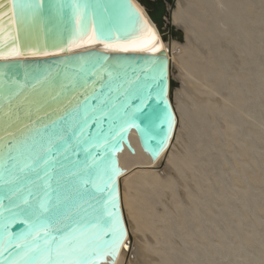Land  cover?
<instances>
[{"label": "snow or ice", "instance_id": "1", "mask_svg": "<svg viewBox=\"0 0 264 264\" xmlns=\"http://www.w3.org/2000/svg\"><path fill=\"white\" fill-rule=\"evenodd\" d=\"M120 11L112 20L94 0H0V264H104L130 249L115 153L135 127L159 156L176 114L163 61L112 55L164 48L140 4Z\"/></svg>", "mask_w": 264, "mask_h": 264}, {"label": "bare ground", "instance_id": "2", "mask_svg": "<svg viewBox=\"0 0 264 264\" xmlns=\"http://www.w3.org/2000/svg\"><path fill=\"white\" fill-rule=\"evenodd\" d=\"M163 1L156 2L154 11ZM165 1L167 12L159 28L152 18L154 11L150 13L141 0H135L159 32L168 53L170 99L177 120L175 133L169 147L155 161L143 151L134 130L130 141L135 154L126 148L119 154L124 170L119 180L128 230L125 243H130L131 249L127 251L122 247L113 264L159 262L157 260L163 256L159 258L157 251L161 241L164 242L161 231L166 225L179 241L177 247L165 238L168 256L163 261L167 264H264V0ZM213 27L220 35L212 40L208 34ZM217 87L224 94L220 93L223 95L220 106L216 104ZM212 107L224 121L220 125H224L223 132L229 134L227 139L230 137L237 143L245 155L243 159L236 152L232 163L229 158L230 161L222 159L223 170L227 169L232 176L228 181L223 178L226 170L220 169L222 163L217 161L212 166L205 163L213 172L212 181L204 175L209 170L203 172L198 163L202 127ZM211 144L216 151L217 142ZM214 155L216 153L212 158ZM241 161L247 167L258 168V177L247 179L239 166ZM176 183L178 189L186 192L180 196L188 200L186 216L191 217L184 221V214L181 223L179 218L178 221L173 218L174 223L179 224L172 226L168 224L170 220H166L171 216L166 207L174 203L171 192ZM193 186L196 193L191 190ZM156 190L157 194L161 193L160 200L155 197ZM237 202L243 206L242 211ZM248 213L255 218L254 222L248 219ZM181 215L183 213L180 214L182 219ZM177 249L180 255L175 253Z\"/></svg>", "mask_w": 264, "mask_h": 264}, {"label": "rangeland", "instance_id": "3", "mask_svg": "<svg viewBox=\"0 0 264 264\" xmlns=\"http://www.w3.org/2000/svg\"><path fill=\"white\" fill-rule=\"evenodd\" d=\"M157 1H159V0H141V2L144 3L146 9H148V10L150 11V13H152V12L155 10V5H156V2H157ZM145 2L148 3V4L150 5V7L146 6ZM164 3H166L165 0L163 1V4H164ZM205 29H206V28H205ZM209 29H211V28H209ZM213 29H214V27L212 28V32H211V34H210V33H209L210 35L208 34L209 38L211 37L212 40H213V38H215V37H217V36L220 35V32H219V31H217L216 29H214V31H213ZM216 34H217V35H216ZM166 39H167V38H166ZM216 70H217V72H219L218 69H216ZM217 88H218L219 91H218V90H216L217 92L215 91L216 94L218 95V101L216 102V104L220 106V105H222V99H223V95H224V94H223V92H221L222 89H221L220 87H217ZM220 93L223 94V95H221ZM216 104H215V105H216ZM217 105H216V106H217ZM211 109H212V112H211L210 114H208L207 121L205 122V124H203V127H202L203 130H204V134H203V136H202L203 138H201V139H202L203 141H202V140H201V141L199 140V141H200V143H199V146H200V150H199V151H200V152H199V153H200L201 155H200V154L198 155V163H199V166H200V168L203 170V172H205L206 170H209V173L206 171V172L204 173V175H205L207 178L209 177L208 179H209V180L211 179L210 181H212V177H213L212 175H213V172H212V170H210L211 167H209V166H212L213 163L215 164L217 161L220 162V163H222V161H223L222 159H224V158H227V159L229 158V159H231L232 161H230L229 159H228V160L232 163V162L235 161L234 159H235V157L237 156V153L240 154V155L242 156L243 159H245V157H244L245 155L241 152V150H240V146L237 145V143H235L234 141H232L230 137H228V139H227V136H229V134L223 132L224 125L222 126V125H220V124H222V123L224 124V121H222L223 119H222L221 115L218 113L217 110H213V107H212ZM212 116H213V117H212ZM214 118H215L216 120H213ZM210 119H211V120H210ZM213 121H214V122H213ZM215 122H216L217 125H216V124H213V123H215ZM210 123H211V124H210ZM209 124H210V125H209ZM218 125H219V126H218ZM213 126H215V127H214V130H210V129H212ZM218 127H220L219 130H218ZM215 129H216V130H215ZM208 130H209V131H208ZM217 130H218V131H217ZM213 131H215V132H214L215 134L213 133ZM217 132H218V133H217ZM217 134H218V135H217ZM214 135H215V136H214ZM210 136H211V137H210ZM213 136H214V137H213ZM215 137H216V138H215ZM218 137H219V138H218ZM217 138H218V139H217ZM205 140H206V141H205ZM211 140H212V141H211ZM222 140H223V141H222ZM226 140H227V142H226ZM228 140H229L230 142H229ZM210 141H211V142H215V143L217 142V144H218L219 142H221V141L223 142V143L221 142L222 144L219 143V144H221V145L218 144V149H217L216 151H220L219 154H217V152H216L214 149H213L214 151L212 150L213 147H212V144H211ZM203 142H204L206 145H205ZM231 142H233V143H231ZM227 144H228V145H227ZM226 145H227V147H226ZM197 146H198V145H197ZM206 146H207V147H206ZM224 146H225V147H224ZM228 146H231V148H232V147H234V148H232V150H231V148H229ZM220 147H221V148H220ZM221 149H222V151H223L222 154H223L224 157H223V156L221 157V155H222V154H221ZM224 149H225V150H224ZM234 149H235V151H234ZM230 150H231V151H230ZM232 151H234V152H232ZM225 152H226V155H225ZM236 152H237V153H236ZM215 153H216V155H214V157L212 158L213 154H215ZM230 153H231V154L233 153V154L231 155ZM202 154H203V156H202ZM211 154H212V155H211ZM235 154H236V155H235ZM217 155H218V156H217ZM234 155H235V156H234ZM210 156H211V158H210ZM219 156H220L221 158H220ZM226 156H227V157H226ZM199 157H200V158H199ZM201 159H202V160H201ZM205 159H206V160H205ZM204 160H205V162L202 163V161H204ZM210 160H211L212 162H211ZM233 160H234V161H233ZM208 162L210 163L209 166L206 165V164H209ZM205 163H206V164H205ZM203 166H204V167H203ZM206 166H208V168H207ZM239 166H240V168H242V170L244 171V173H245L244 175H245V177H246L247 179H249V180H253L254 178L258 177V173H259L260 170H258V168H256V167H253V168H252L253 165L250 166V167H249V166L247 167V166L245 165V162L241 161L240 164H239ZM223 168H224V166H223V163H222V165H220V169H221L222 171H225V170H226V172H224V177H223V178L226 179V180L228 181V180L231 179L232 176H231V174L229 173V171H227V169H224V170H223ZM251 169H252L253 171H252ZM246 171H247V172H248V171H249V172L251 171V172L253 173L254 176L251 174V172H250V173L248 172V174H247ZM254 171H256V172H254ZM210 173H211V174H210ZM226 173H227L229 176H227ZM248 176H251V177L249 178ZM227 177H228V178H227ZM226 180L224 181V183L227 182ZM174 188H176L177 190H176V189L174 190ZM180 189H182L181 191H183V192H181ZM180 189L177 188V183H176V185H175L174 187H172V190H173V191H172L171 193L174 194V195L172 196V201L174 200L173 202H174L175 204L172 202L173 205H171V206L169 205V206H167V207L165 206L167 209H169V210L171 211V216H168V217H170V218H167L166 220H168V221L170 220V221L172 222V224H171L170 221H169V223H168V221H166V224L168 223L169 225H172V226H178L179 223H174V221H178L177 218H179V220H180L179 222L181 223V222H183L184 217H185L184 221H188V220L190 219V217H191V216H186V214L188 213V212H187L188 210H187V208H186V206L188 205V200H185V199H183V197H182V196L186 195V192L184 193V189H183V188H180ZM195 189H196V187L194 188V186H193V187L191 188L192 192H195V193H196V190H195ZM158 192H159V191L156 190V195H157V196H155V197H156L157 199L160 200V199L162 198V196H161V193L157 194ZM175 192H176V193H175ZM182 193H183V194H182ZM176 195H177V196H176ZM180 195H182V196H180ZM175 196H176L177 198H176ZM208 197H210V195H208ZM179 198H180L181 200H180ZM210 198H212V196H211ZM175 199H177V200H175ZM205 200L207 201L208 198H206ZM175 201H177V202H179V203H177V202H175ZM180 201H182V202H180ZM181 203H182V204H181ZM196 203H199V202H196ZM177 204H178V205H177ZM235 204H236V203H235ZM237 204H238V206H239V207H238L239 210L242 211V210H243V206L241 205V203H240V202H239V203L237 202ZM179 205H180V206L182 205V207L185 205V206L183 207L184 209H183L182 207H180ZM174 206H175V208H178L179 211H180V210H181V211L178 212L177 209L173 208ZM235 206H236V208H237V205H235ZM180 208H181V209H180ZM238 208H237V210H238ZM241 208H242V209H241ZM175 210H176V212H175ZM186 212H187V213H186ZM175 213H176V215H175ZM179 213H180V214L183 213V215H181L182 219L180 218V214H179ZM184 214H185V216H184ZM188 214H189V213H188ZM188 214H187V215H188ZM247 215H248L247 217H248V219H250V221H253V220L255 219L251 214L248 213ZM183 216H184V217H183ZM186 217H188V219H187ZM173 218H176V219H174V221H173ZM192 218H193V217H192ZM186 219H187V220H186ZM181 220H182V221H181ZM254 221H255V220H254ZM254 221H253V222H254ZM169 225H168V227H169ZM170 227H171V226H170ZM165 228H166V229H165ZM172 228H175V229H176L177 227H172ZM162 229H163V230H162ZM162 229H161V230H162L161 233L163 234V236H164L165 238L169 239V241H170L171 243L173 242L172 244H174V246L179 247V244H177V243H179V241L176 239V237H175V238L173 237V235H172L173 233H171V232L169 231V229L167 228V225H166V227L163 226ZM164 229H165V230H164ZM167 229H168V230H167ZM165 231H167V232H165ZM163 232H164V233H163ZM169 232H170V233H169ZM165 233H166V234H165ZM164 234H165V235H164ZM170 234H171V235H170ZM166 236H167V237H166ZM165 238H164V242L162 243V241H161L162 244L160 243V247H161L162 249L158 247L159 245L157 246V247H158V251H157V252H160V254L157 253V254H159V258H160L161 256H163L164 258L162 257V258L158 259L157 261H159V262H157L156 264H158V263H159V264H162V263H163V264H167V262H164V261H166L165 257L168 256V255L166 254V250H165V249H166V245H167V243H165V242H166V241H165ZM164 243H165L166 245H165ZM162 245H163V246H162ZM164 246H165V248H164ZM177 247H175V248H177ZM159 250H160V251H159ZM162 250H163V251H162ZM162 252H164V253H162ZM175 253H177L178 255H180V254L178 253V249H177V252H175ZM161 254H162V255H161ZM178 255H177V256H178ZM166 258H167V257H166ZM175 258H177V257L175 256ZM164 259H165V260H164ZM160 260H161V261H160ZM163 260H164V261H163ZM175 260H176V259H175ZM161 262H162V263H161Z\"/></svg>", "mask_w": 264, "mask_h": 264}, {"label": "water", "instance_id": "4", "mask_svg": "<svg viewBox=\"0 0 264 264\" xmlns=\"http://www.w3.org/2000/svg\"><path fill=\"white\" fill-rule=\"evenodd\" d=\"M94 2L97 4V10H98L99 15H104V16L112 19V20H116L122 15V13L120 11L121 5H127L131 2V0H94ZM103 9H108L109 11H107V12L102 11ZM156 9L157 10L152 13V18L158 23L159 28H161L163 25V17H164V14L167 12V9L165 8L164 4H162V3H159L156 6ZM68 27L70 28L71 25H68ZM172 28L174 29L173 26H172ZM62 31H63V38H66L68 35L67 31H64L63 29H62ZM177 32H178V34H182L181 31L177 30ZM38 39H39V42H45L46 41L49 44H52L54 42V37L51 34L46 35V34L42 33ZM96 50H100V46H97ZM85 51H87V50H85ZM112 55L124 57V58H127L131 61L138 62V63H144L150 57H154L157 61H163L164 65H165L166 74H167V78H168V82H169V89H170V70H169L170 62H169L168 53L164 48L162 49V51L160 53H156V54L115 53ZM57 59H59V58H57V57L31 58L30 57V58H28L27 63L30 65H46L48 63H52L53 61H55ZM169 98H170V90H169ZM171 107H172V110L174 111L172 101H171ZM175 114H176V112H175ZM133 130L135 132H137V135H138V138L140 141V145H141L143 151L148 153L151 156V158L153 159V161L157 160L161 156V154L163 153V151H162L159 156L154 155L153 151L149 150V148L146 146L141 131L138 128L133 127L127 132L126 137L120 141V147L118 148L117 152L115 153V157L118 160L119 167L122 170H123V168L120 166L119 154L122 153L125 150V148L132 154H135V152H136L135 148L133 147V145L131 144V141H130V133ZM174 130H175V128H174ZM174 130H173L172 137L174 136V133H175ZM170 142H171V140H170ZM170 142L168 144V147L170 145ZM151 143H152V146L154 148L157 146L155 141H151ZM123 173H124V170H123ZM119 190H120V183H119ZM120 205H121V191H120ZM121 210L123 213L122 206H121ZM123 218H124V215H123ZM124 223H125V219H124ZM117 256L115 258H113L111 255H109L108 256L109 259L107 258L104 262H107L109 264H113L114 261L116 260Z\"/></svg>", "mask_w": 264, "mask_h": 264}]
</instances>
